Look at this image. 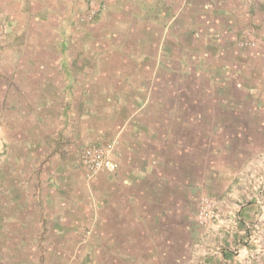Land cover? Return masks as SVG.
<instances>
[{"label":"crops","instance_id":"1","mask_svg":"<svg viewBox=\"0 0 264 264\" xmlns=\"http://www.w3.org/2000/svg\"><path fill=\"white\" fill-rule=\"evenodd\" d=\"M84 3L0 0V245L34 247L42 230L97 264H163V164L193 147L170 143L199 131L210 49L226 54L242 24L264 32V0H101L86 27ZM168 100L179 122L163 128ZM89 146L117 169L89 177Z\"/></svg>","mask_w":264,"mask_h":264},{"label":"rangeland","instance_id":"2","mask_svg":"<svg viewBox=\"0 0 264 264\" xmlns=\"http://www.w3.org/2000/svg\"><path fill=\"white\" fill-rule=\"evenodd\" d=\"M91 2L97 15L104 7L101 0H85L76 15L83 27L97 18L80 20L91 11ZM234 32L226 54L210 49L207 60L217 69L199 71L203 116L195 119L200 122L194 129L199 131L176 134L170 143L186 139L183 143L193 147L177 150V161L164 158L163 264H223L224 256L225 264H245L246 252L248 264L264 262V32L251 23ZM221 66L225 71L218 70ZM214 73L221 86L211 84ZM172 101L163 102V128L179 122L169 114L177 104ZM164 149L163 157L170 152ZM186 151L194 157L189 164ZM204 201L210 203L206 219L200 217ZM35 232L40 244L34 247L0 245V264H97L94 257L86 260L83 245L50 246L43 240L46 231ZM92 233L85 229L81 238ZM87 248L90 257L93 250Z\"/></svg>","mask_w":264,"mask_h":264},{"label":"built area","instance_id":"3","mask_svg":"<svg viewBox=\"0 0 264 264\" xmlns=\"http://www.w3.org/2000/svg\"><path fill=\"white\" fill-rule=\"evenodd\" d=\"M91 11L85 16H81V21H92L97 16L98 12L91 2ZM82 164L88 171V176L92 177L100 171H109L113 172L117 169L116 164L111 159V153L109 149L102 147H87L82 153ZM1 159V153H0ZM204 210L201 212L200 217L206 219L209 215L207 209L210 208V203L207 201L203 202ZM206 205V206H205Z\"/></svg>","mask_w":264,"mask_h":264}]
</instances>
